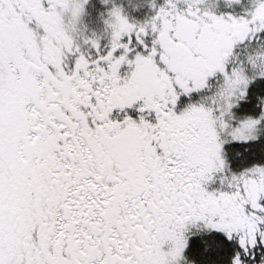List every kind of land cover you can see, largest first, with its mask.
Segmentation results:
<instances>
[{
  "label": "snow or ice",
  "instance_id": "1",
  "mask_svg": "<svg viewBox=\"0 0 264 264\" xmlns=\"http://www.w3.org/2000/svg\"><path fill=\"white\" fill-rule=\"evenodd\" d=\"M0 264H264V0H0Z\"/></svg>",
  "mask_w": 264,
  "mask_h": 264
},
{
  "label": "rangeland",
  "instance_id": "2",
  "mask_svg": "<svg viewBox=\"0 0 264 264\" xmlns=\"http://www.w3.org/2000/svg\"><path fill=\"white\" fill-rule=\"evenodd\" d=\"M133 2L135 3L136 0H133ZM150 12V6L148 4H144V6L142 8H140L139 10H137V12L135 13L138 18H143L144 15L148 14ZM87 17H85V21L89 23V27L90 28H96L97 23H95V19L93 18V22H89L88 20H86Z\"/></svg>",
  "mask_w": 264,
  "mask_h": 264
},
{
  "label": "flooded vegetation",
  "instance_id": "3",
  "mask_svg": "<svg viewBox=\"0 0 264 264\" xmlns=\"http://www.w3.org/2000/svg\"><path fill=\"white\" fill-rule=\"evenodd\" d=\"M87 17V19L86 20H88L89 22H93V17L92 16H86ZM95 23H97V25L96 26H98V24H102V21H95Z\"/></svg>",
  "mask_w": 264,
  "mask_h": 264
}]
</instances>
